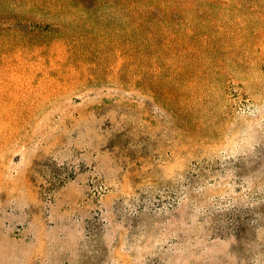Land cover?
I'll list each match as a JSON object with an SVG mask.
<instances>
[{"label": "rangeland", "instance_id": "1", "mask_svg": "<svg viewBox=\"0 0 264 264\" xmlns=\"http://www.w3.org/2000/svg\"><path fill=\"white\" fill-rule=\"evenodd\" d=\"M0 264H264V0H0Z\"/></svg>", "mask_w": 264, "mask_h": 264}]
</instances>
